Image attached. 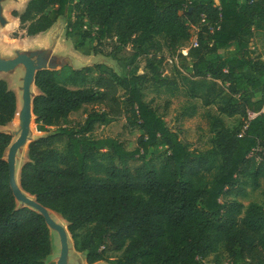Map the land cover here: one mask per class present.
<instances>
[{"label":"trees","instance_id":"16d2710c","mask_svg":"<svg viewBox=\"0 0 264 264\" xmlns=\"http://www.w3.org/2000/svg\"><path fill=\"white\" fill-rule=\"evenodd\" d=\"M11 15L27 37L64 17L77 47L94 39L98 55V46L113 41L129 48L133 61H145V72L125 77L103 64L70 69L64 83L59 70L35 76L34 126L44 136L28 144L20 186L61 216L87 264H210L205 260L217 252L227 264H264V209L236 200L264 177V61L249 47L264 33V0H28ZM192 28L197 46L178 55L189 61L187 74H164L160 51L185 46ZM7 84L0 79V128L17 111ZM149 87L201 102L213 134L209 149L190 151L147 99ZM259 88L262 96L252 99L248 91ZM83 109V121L68 126ZM196 113L193 105L185 116ZM237 116L239 125L227 127L224 117ZM121 118L138 132L134 150L93 136ZM11 141L0 132V264H54L47 262L52 245L43 217L18 207L9 188ZM112 252L120 256L110 260Z\"/></svg>","mask_w":264,"mask_h":264},{"label":"rangeland","instance_id":"374dc122","mask_svg":"<svg viewBox=\"0 0 264 264\" xmlns=\"http://www.w3.org/2000/svg\"><path fill=\"white\" fill-rule=\"evenodd\" d=\"M28 0H24L20 2H14L12 0L5 1L2 5L3 8V15L5 19L8 22V26L0 27V55H6L10 58L15 57V51L21 52V51H27V44L30 43L31 39L27 38L25 35V32L22 31L19 28L18 20L15 21V18L11 15L13 11L21 12ZM75 0H71V3H73ZM66 20V19H65ZM66 25V26H65ZM56 27L59 29L60 33V42L64 46H69L70 42L72 40L73 35H77L75 31H72L70 36H66V32H70L67 28V22L65 21H59V23L56 24ZM55 27V29H56ZM65 30V32H64ZM56 32V31H55ZM82 34V31L79 32ZM72 36V37H71ZM259 40V50L260 55L264 57V35L258 36ZM88 45H90V53H93V47L96 45V42L94 39L89 40ZM98 51H101L102 54L99 56H88L83 51H76V57L81 60V64H84L83 66H93L94 63H105L109 64V69L114 70L116 74L119 76H128L130 74H142L145 72V61L144 58H138L133 61L130 54L131 51L129 48H121L112 41H105L101 44V46L97 47ZM259 53V51L257 50ZM161 55L165 59L172 58L177 53V49L175 51L171 50L170 48H167L164 46L162 50L160 51ZM72 62V61H71ZM189 61L185 59V62H183L181 59L177 62L175 65H166L164 74L173 76V72L175 69L180 70L182 73L187 74L186 66ZM78 64V63H76ZM75 63L66 64L65 66L61 68H56V70H59V75L57 77V80L61 83H64L65 78L68 76L70 68L78 69L83 66L76 65ZM89 64V65H88ZM93 64V65H91ZM103 64V65H105ZM7 74L0 73V79L2 77H5ZM92 76H95L93 73ZM20 79L17 81L14 80L11 84V87L9 88L14 91L15 89H18L20 86ZM8 85V84H7ZM68 85V84H67ZM68 87H71L68 85ZM147 99L153 98L154 106H156L159 110V113L163 116L165 119L168 127L179 134V137L182 141H184L190 151L194 152H203L210 148V140L213 137L211 130L209 129V126L207 124L205 113L207 112V109L204 108L201 105V102L199 100H189L187 97H185L183 91H180L179 93H176L174 96H170L169 94H165L164 92L160 91L159 93L155 92L151 87L148 88L147 92ZM193 105L197 106V113L191 118H187L185 114L188 112L189 108ZM210 110L214 111L213 108ZM84 111L85 109L76 112L70 116L68 119L67 125L73 126L75 123H80L84 119ZM224 121L229 128H233L237 125H239L241 119L237 116L234 118H225ZM33 128V129H32ZM28 137L27 143L30 141L39 138L41 136H44V134L37 133L35 131V126L33 124ZM50 133L56 132L57 128H49L48 129ZM18 131V126L12 127V124H8L5 127L0 128V132H5L8 134H11L12 132ZM138 135L137 131L129 130L125 128V120L123 118L118 119L112 124H109L107 126H99L96 127L93 136L94 137H112L117 138L119 141H122L125 145L127 150H134L136 148V137ZM16 137H12V141L15 140ZM27 161V149L25 153H23L22 150L18 152V157L16 159V165L21 167L25 162ZM137 165V164H136ZM245 194L243 196L237 197L236 200L240 201L244 207H247L249 203H256L264 209V177L260 179V187L256 190L252 189L250 185H246L244 187ZM232 199V198H231ZM52 239L51 245H52V252L49 258L47 259V262L49 263H55L58 256H59V241L57 235L52 232ZM69 245V264H87L85 262L84 256L81 253H77L73 247L72 242L68 243ZM120 256L119 252H112L109 254L110 260H115L117 257ZM205 262L210 264H227V259L224 255H222L220 252H217L216 254H213L209 256ZM95 264H109L107 262H97Z\"/></svg>","mask_w":264,"mask_h":264},{"label":"water","instance_id":"95a60500","mask_svg":"<svg viewBox=\"0 0 264 264\" xmlns=\"http://www.w3.org/2000/svg\"><path fill=\"white\" fill-rule=\"evenodd\" d=\"M5 1L8 0H0V27H5L8 24L3 15L2 8ZM12 1L16 2L17 0ZM70 63V60L66 58L51 56L50 50L27 49V51H15V57L13 58H3L0 56V73H12L19 66H23L24 68V74L20 79V86L18 89H15L17 99L16 116L18 121V131L12 132L11 134L7 133L11 136V138L16 137L14 141H11L5 153V161L8 169V185L17 206L20 208L27 207L39 213L43 217L49 232L52 231L57 235L59 241V256L54 264H69V233L67 231V226L64 227L54 221L50 215V212H52L51 210L39 204L34 196H31L22 190L20 186L21 167L19 168V183H16V159L18 152L23 147H26L27 149L28 144L31 142L27 143L31 131L30 126L32 118L33 124L35 122L32 103L38 94H32L31 88L32 86H35L36 74L42 70L55 71L56 68H61Z\"/></svg>","mask_w":264,"mask_h":264},{"label":"crops","instance_id":"0c3cea01","mask_svg":"<svg viewBox=\"0 0 264 264\" xmlns=\"http://www.w3.org/2000/svg\"><path fill=\"white\" fill-rule=\"evenodd\" d=\"M237 1L239 3H243L245 0H237ZM215 2L217 3L218 0H215ZM65 19L66 18H64V17L58 19V21L48 31H46L44 33H40V34L35 35L33 37H27V38L31 39L30 43L27 44V49H30V50H50L51 56H54L57 58H66V59L70 60V62L72 61L75 64L78 63L76 65H79V66H83L87 62H85L84 64H81L83 62H81V60H79L76 57V51L80 52V51L85 50L86 54L88 56H92V57L101 55V54L95 55L93 53H90L89 49L91 47H90V45H88L89 41H87L83 47H77V43L79 42V37L77 35H73V37L71 36L72 40H71L69 46L62 45L60 42V40H61L60 35H59L60 31L56 27V24L59 23V21H65L66 22ZM16 20L17 19L15 18V21ZM55 27H56V29H55ZM64 32H65V30H64ZM263 35H264L263 32H256L254 34V36L251 38L249 47L254 52L255 57L264 61V57L262 55H260V50H259L260 46L258 43L259 42L258 36H263ZM257 50L259 51V53L257 52ZM105 63H108V62H105ZM105 63H94V64H105ZM91 65H93V64H91ZM105 65L109 66V64H105ZM85 66H83V67H85ZM70 69H73V68H70ZM243 74H244V76L249 77V78H256L257 77L255 74H253L249 70L244 71ZM248 93L250 94L252 99H256V98H259L262 96V89L259 88L253 92L249 90Z\"/></svg>","mask_w":264,"mask_h":264},{"label":"bare ground","instance_id":"6f19581e","mask_svg":"<svg viewBox=\"0 0 264 264\" xmlns=\"http://www.w3.org/2000/svg\"><path fill=\"white\" fill-rule=\"evenodd\" d=\"M18 1L20 2V0H17L16 2H18ZM21 1H24V0H21ZM7 26H8V24H7ZM0 56L3 57V58L8 57V56L3 55V54H1ZM23 74H24V68H23V66H19L12 73H9L5 77H2V80L6 81L8 83V85H9V87L12 88L11 84L13 83V81L14 80L17 81L18 79H21ZM31 91H32V94H39V91H38V89L35 86H32ZM11 124H12V127H14V126L16 127L18 125V121H17V116L16 115H15V119H14L13 123H11ZM32 126H33V118H32V122H31V126L30 127L32 128ZM21 150L23 151V153H25L26 147H23ZM17 157H18V155H17ZM16 183L17 184L19 183V166L18 165H16ZM50 215H51L52 219L54 221H56L58 224H61L64 227L66 226L65 221L62 220V218H61V216L59 214H57L55 212H50ZM50 237H51V240H53L52 239V237H53L52 236V231L50 232ZM69 242H70V237L68 235V243Z\"/></svg>","mask_w":264,"mask_h":264},{"label":"built area","instance_id":"2783aa9c","mask_svg":"<svg viewBox=\"0 0 264 264\" xmlns=\"http://www.w3.org/2000/svg\"><path fill=\"white\" fill-rule=\"evenodd\" d=\"M190 34H191V36H190L188 43L185 46L179 48L177 50V53L174 56H172V58L165 59L164 66L177 64L179 54H181L182 56H187L189 49L197 46V31H196V29L192 28L190 31ZM247 116H248L247 117L248 120H250V119L255 117V114L251 113V112H247Z\"/></svg>","mask_w":264,"mask_h":264}]
</instances>
